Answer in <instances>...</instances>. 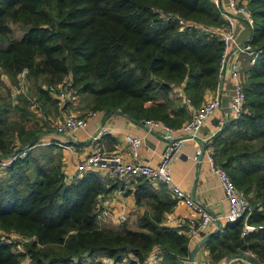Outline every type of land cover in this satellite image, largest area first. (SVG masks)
I'll return each mask as SVG.
<instances>
[{
    "label": "trees",
    "instance_id": "16d2710c",
    "mask_svg": "<svg viewBox=\"0 0 264 264\" xmlns=\"http://www.w3.org/2000/svg\"><path fill=\"white\" fill-rule=\"evenodd\" d=\"M244 2L253 17L249 43L259 52L243 68L242 113L222 125L211 143L215 162L250 201L247 222L260 227L242 235L241 219L225 222L207 233L204 246L215 262L247 250L264 263V0ZM164 14L206 26L222 22L211 0H0V71L14 82L25 67L28 79L46 84L70 74L92 108L178 127L188 117L182 97L197 105L216 86L222 44ZM9 23L23 28L18 38L10 35ZM34 89L55 103L47 89ZM27 103L18 96L12 106L0 97V158L28 147L0 177V264L66 263L85 252L109 262L130 253L143 264L154 248L161 250L159 264H180L189 255L185 226L164 223L175 201L163 182L155 187L141 176L124 191L143 207L136 229L98 227L96 198L110 189L107 175L85 170L66 183L61 155L53 145H34L40 127L24 126L33 115ZM11 109L18 112L15 119ZM9 230L30 238L22 250L3 239Z\"/></svg>",
    "mask_w": 264,
    "mask_h": 264
},
{
    "label": "built area",
    "instance_id": "2783aa9c",
    "mask_svg": "<svg viewBox=\"0 0 264 264\" xmlns=\"http://www.w3.org/2000/svg\"><path fill=\"white\" fill-rule=\"evenodd\" d=\"M222 19V22L218 26H206L203 24H197L189 22L178 17L175 14L162 15L164 19H176L180 28L196 29L199 32L206 33L217 37L222 44V48L218 58V74L217 82L214 87L213 94L202 104L194 107L191 111L188 119L183 121L178 127H172L171 125L164 123L158 119L144 118L141 121L142 126L150 132H157L164 141V147L160 154L159 160L156 165L152 166L147 163L139 161L138 147L141 143L139 137L131 134H126L124 139L129 148V159L125 160L116 151H106L98 146L97 138L98 133L90 135L89 140L90 149L84 158L73 161L75 172H82L85 170L95 171H107L108 176L119 182V186L116 189L117 195L123 194L128 188L129 184H134L137 177H146L153 182H163L169 185L170 190L176 197L181 198L186 205L191 206L197 213L196 217L189 218L185 223V233L188 235L190 241L194 238H202L209 231L217 228L219 230L222 224L218 223V218L213 217L204 207L194 203L189 197H187L180 189L173 185L168 176V164L178 150L179 146L186 139L199 137V130L204 120L211 116L221 106V93L219 90L218 81L221 74L228 67L231 77V94L228 103V108L231 111L233 119L239 117L242 113L244 106V82L243 71L240 65L239 56L247 57V64H252L259 50H254L249 43L250 36L244 41H240L236 37V17L243 19L249 26L252 25L253 17L249 7L244 0H211ZM164 16V17H163ZM231 51H234L233 58L229 59ZM27 69L21 68L15 74V81L12 82L7 75L0 71V80L5 84V90L8 96L10 104L13 106L15 99L18 96H24L32 105L36 102L33 97L28 95V78ZM218 85V86H217ZM44 89L51 93L57 103L62 106V118L52 124V132L58 135H62L66 132L76 131L83 129L86 125L87 118L94 115V111L87 113L86 117H80L72 114L67 109V104L73 102L77 96V89L72 84L70 75L63 76L62 79L53 84H46ZM34 145H53L55 147L69 149L63 141L55 140L49 137L38 138ZM25 149L22 148L19 151H13L4 158H0V168L6 167L16 157L23 156ZM213 146L211 138L204 139L203 149H197L193 155V159L198 161L200 155H204L210 170L215 173L219 179L220 185L224 193V199L226 202V213L223 215L225 222H233L237 219L242 220L241 234H246L249 231H253L260 225H254L247 222V218L251 213L252 206L248 198H246L234 185L231 178L227 174L224 168L217 164L212 155ZM75 176V175H72ZM71 176V177H72ZM71 177H64V180H69ZM132 186V185H131ZM100 197L96 198V203L101 207ZM96 211V222H104L106 218H109L108 211L102 207ZM126 218L124 213L117 214L115 220L122 222ZM217 223L219 225H217ZM13 238H19V242ZM3 239L7 241L16 242V250H22V245L30 238L20 235L17 237L13 234L3 235ZM21 243V245H20ZM161 257V250L154 248L147 256L143 264H159ZM139 264L136 258L132 254H126L119 260L109 262L108 258L104 255L97 253H82L77 257H72L70 261L66 263L58 264ZM180 264H264L257 260V258L251 252L247 250H240L239 254L223 258L218 262L211 259L196 260L192 256L188 255L186 258L180 260Z\"/></svg>",
    "mask_w": 264,
    "mask_h": 264
},
{
    "label": "crops",
    "instance_id": "0c3cea01",
    "mask_svg": "<svg viewBox=\"0 0 264 264\" xmlns=\"http://www.w3.org/2000/svg\"><path fill=\"white\" fill-rule=\"evenodd\" d=\"M223 1L225 2L226 0ZM249 28L250 26L243 19L236 17L235 31L236 37L240 41H244L249 36ZM233 52L234 51H231L229 59L233 58ZM239 59L243 71L244 66L247 64V57L241 55ZM218 84L221 93L220 108L204 120L198 132L199 137L186 139L179 146L168 164V176L173 185L180 189L194 203L204 207L213 217H217L219 224H224L225 220L223 215L226 213V202L219 179L217 175L210 170L204 155H200L198 161L193 159L195 151L197 149H203L204 139H212L213 135L221 129L222 125L233 120L231 111L228 108L231 94V77L227 66L221 74ZM213 91L214 90L203 93L201 101L197 105L189 103L188 99L182 97V100L187 105L188 117L192 109L205 102L213 94ZM52 99V101L55 102L53 103V108L57 114L54 116L52 115L50 121L56 122L61 119L62 106H60L54 98ZM83 99L84 97L82 94L78 93L73 102L69 104L70 108L67 107V109L73 114L85 117L84 115L90 110H87L89 108H85L88 106L85 105ZM47 109L48 108L45 110L46 114L48 112ZM92 110H94V115L87 118L86 125L83 129L58 135L53 133L51 128L44 130V128L40 127L42 131L40 138L49 137L63 141L69 145V149L61 148V150H59L56 148L54 151L61 155V170L65 176L71 177L70 175L74 174L75 168L73 160H80L85 157L92 143L89 140L90 135L94 133H98L97 143L101 149L116 151L125 160L129 159V148L124 136L126 134H131L139 137L141 139V143L138 147L139 161L152 166L157 164L164 147V141L157 132L147 131L142 126L141 121L144 118L136 119L128 114L112 109L101 110L93 108ZM25 127L28 126L25 125ZM99 172L107 175V179L110 181L107 185V187L110 188L109 191L100 197V209L104 207L108 211L109 217H111V220L108 218L109 223L118 224V221L113 218L117 214L124 213L125 216H128L132 211H142L139 210L140 208L138 209L135 207L131 193L124 194L123 192V194L117 195L116 189L119 186V182L111 179L107 171L103 170ZM113 184H115V186ZM157 184L158 182H153L155 187H158ZM131 185L133 186V184L130 183L128 189L132 187ZM166 192L167 195L175 201L172 209L164 213V223L166 225L185 226L189 218L197 216V213L191 206L186 205L181 198L176 197V195L171 192L168 184L166 186ZM201 239L194 238L190 241L189 255L196 260L210 259L208 251L204 246V241L201 243Z\"/></svg>",
    "mask_w": 264,
    "mask_h": 264
},
{
    "label": "rangeland",
    "instance_id": "374dc122",
    "mask_svg": "<svg viewBox=\"0 0 264 264\" xmlns=\"http://www.w3.org/2000/svg\"><path fill=\"white\" fill-rule=\"evenodd\" d=\"M165 15H167V14H164V16ZM163 16V17H164ZM189 22H194V23H197V24H200L199 22H196V21H192V20H188ZM9 26H10V28H11V32H10V35L12 36V37H16V38H18L20 35H21V33H22V31H23V28L19 25V24H17V23H9ZM209 26V25H208ZM4 73V72H3ZM5 74V73H4ZM5 75H7V74H5ZM66 75H70V74H66ZM66 75H64V76H66ZM70 77H71V75H70ZM28 82H29V86H28V90L30 91V97H34L35 98V100H36V102L34 103V105H32L28 100V103H27V105H26V107H27V110L28 111H30V113L31 114H33V115H30V117L26 120V121H24V126L26 125V126H28V127H26V128H29L30 126H32V127H34V126H36V127H42V128H44V130H46V129H50L51 127H52V124L54 123L53 121H50V119L52 118V115L54 116V115H56L57 114V112L56 111H54V108H53V104H49V101L46 99V97H43L44 96V94H42L41 95V97L39 96V94L40 93H32V91H34L35 89V86L36 85H39L40 87H45L46 86V83L44 82V81H42V80H37V81H34L33 79H31V78H29L28 79ZM5 84H3V82L0 80V97H4V98H8V96H7V93H6V90H5V86H4ZM77 89V88H76ZM175 89V91H176V95H181V92H180V89L177 87V88H174ZM46 94V96L48 95L49 97V100H53L52 99V95H51V93H45ZM24 97V96H23ZM83 101L85 102V105L86 106H88V107H85V108H89V109H87V110H90V111H88L87 113H89V112H92V111H94V110H92L93 108L91 107V105L89 104V102L86 100V99H83ZM44 104H43V103ZM49 104V105H48ZM70 104V103H69ZM69 104H67V107L68 108H70L69 107ZM46 108H48L47 110H48V112H47V114H46V112H45V110H46ZM59 108V107H58ZM102 110V109H101ZM52 111V112H51ZM86 113V114H87ZM73 114V113H72ZM18 115V112H14L12 109L9 111V118H12V119H15V116H17ZM74 115H76V114H74ZM76 116H78V115H76ZM85 117L87 116V115H84ZM81 117V116H80ZM83 117V116H82ZM61 118H62V116H61ZM147 118H152V117H147ZM186 119H188V117L186 118ZM186 119H184V120H186ZM60 120V119H59ZM183 120V121H184ZM52 129V128H51ZM40 136H41V134H40ZM40 136L38 137V138H40ZM37 138V139H38ZM38 146H45V145H38ZM25 148H27L28 149V147H25ZM59 149V150H61V148L60 147H55L54 146V149H53V151H55V149ZM27 149H25V153L23 154V156L26 154V150ZM20 157H22V156H20ZM74 162L76 161V160H73ZM5 167H2V168H0V177H4V172H5ZM83 172V171H82ZM82 172H78V173H76L75 171H74V174L73 175H75V176H72V175H70V176H72L69 180H64L66 183H68V182H70L71 181V179L73 178V177H76V176H80L81 175V173ZM64 177H66V178H68L67 176H65L64 175ZM100 207H99V205H97V203H96V211H98L97 209H99ZM136 208H140L139 210H143V207H136ZM141 213V211L139 212V211H132V212H130L129 214H128V216L126 215V218L120 223V222H118V224L117 223H109V220H108V218H106V220L104 221V222H100V223H98L97 225H98V227H100V228H102V229H115V228H117V227H119V226H121V225H125V226H127V227H130V228H133V229H136V218H137V216L139 215ZM111 217H109V219H110ZM114 219H115V216L113 217ZM111 220V219H110ZM5 234H13V235H16L17 237H19L20 236V234L18 233V232H16V231H13V230H9V231H7L6 233L5 232H3L2 233V236L3 235H5ZM14 240H17L18 242H19V238H13ZM20 245H21V243H20ZM20 264H28L27 263V261H24V260H21V262H20Z\"/></svg>",
    "mask_w": 264,
    "mask_h": 264
},
{
    "label": "water",
    "instance_id": "95a60500",
    "mask_svg": "<svg viewBox=\"0 0 264 264\" xmlns=\"http://www.w3.org/2000/svg\"><path fill=\"white\" fill-rule=\"evenodd\" d=\"M217 225H219L218 223H217ZM214 230H217V228H215ZM214 230H212V231H214ZM211 232V231H210ZM209 234V233H208ZM208 234H206V235H204L203 237H202V239H201V243L205 240V238L207 237V235Z\"/></svg>",
    "mask_w": 264,
    "mask_h": 264
}]
</instances>
